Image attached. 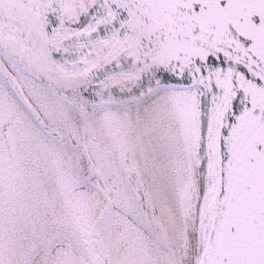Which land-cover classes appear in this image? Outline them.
<instances>
[{
    "label": "snow or ice",
    "instance_id": "6c2138e0",
    "mask_svg": "<svg viewBox=\"0 0 264 264\" xmlns=\"http://www.w3.org/2000/svg\"><path fill=\"white\" fill-rule=\"evenodd\" d=\"M0 264H264V0H0Z\"/></svg>",
    "mask_w": 264,
    "mask_h": 264
}]
</instances>
